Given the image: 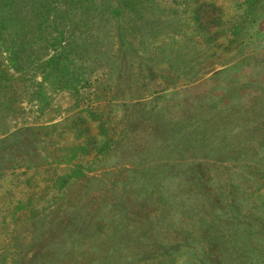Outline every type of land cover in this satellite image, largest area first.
<instances>
[{
	"label": "rangeland",
	"instance_id": "1",
	"mask_svg": "<svg viewBox=\"0 0 264 264\" xmlns=\"http://www.w3.org/2000/svg\"><path fill=\"white\" fill-rule=\"evenodd\" d=\"M0 264H264V0H0Z\"/></svg>",
	"mask_w": 264,
	"mask_h": 264
}]
</instances>
